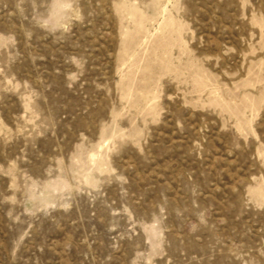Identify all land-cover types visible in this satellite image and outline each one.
<instances>
[{
	"label": "rangeland",
	"instance_id": "1",
	"mask_svg": "<svg viewBox=\"0 0 264 264\" xmlns=\"http://www.w3.org/2000/svg\"><path fill=\"white\" fill-rule=\"evenodd\" d=\"M0 264H264V0H0Z\"/></svg>",
	"mask_w": 264,
	"mask_h": 264
}]
</instances>
